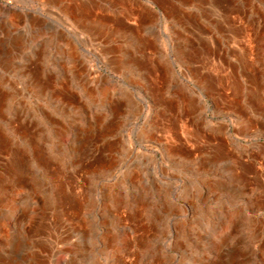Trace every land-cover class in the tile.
Segmentation results:
<instances>
[{
  "label": "rangeland",
  "instance_id": "obj_1",
  "mask_svg": "<svg viewBox=\"0 0 264 264\" xmlns=\"http://www.w3.org/2000/svg\"><path fill=\"white\" fill-rule=\"evenodd\" d=\"M118 1L0 0V264H264V0Z\"/></svg>",
  "mask_w": 264,
  "mask_h": 264
},
{
  "label": "bare ground",
  "instance_id": "obj_2",
  "mask_svg": "<svg viewBox=\"0 0 264 264\" xmlns=\"http://www.w3.org/2000/svg\"><path fill=\"white\" fill-rule=\"evenodd\" d=\"M118 1V0H117ZM124 2H125V0H124ZM118 3H119V1H118ZM126 3V2H125ZM207 4V3H206ZM134 6V5H133ZM171 6V5H170ZM128 8V7H127ZM138 9V8H137ZM169 9H171V7H169ZM211 9V8H210ZM171 10H174V9H171ZM223 10V9H222ZM141 11V10H140ZM170 12V11H169ZM178 12V11H177ZM176 12V13H177ZM171 13V12H170ZM174 13H175V11H174ZM140 14V13H139ZM143 15V14H142ZM172 15V14H171ZM232 15V14H231ZM97 16V15H96ZM145 16H146V14H145ZM148 16V15H147ZM176 16V15H175ZM174 16V17H175ZM126 17V16H125ZM141 17V16H140ZM191 17H193V16H191ZM142 18V17H141ZM148 18V17H147ZM228 18V17H227ZM133 19V18H132ZM149 19V18H148ZM142 20V19H141ZM144 20V19H143ZM145 20H146V24L147 23H149L148 21H150V19L149 20H147L146 18H145ZM144 23V24H145ZM140 24V23H139ZM142 24H143V22H142ZM79 25V24H78ZM141 25V24H140ZM184 25V24H183ZM141 27V26H140ZM100 31V30H99ZM131 31H133V30H131ZM136 32V31H135ZM134 32V33H135ZM137 33V32H136ZM98 34V33H97ZM134 35H136V34H134ZM139 40V39H138ZM146 40V39H145ZM144 40V41H145ZM67 41V40H66ZM69 41V40H68ZM140 42H141V40H140ZM146 42V41H145ZM145 42H143V43H145ZM82 43V45H86V43L87 42H85V41H82L81 42ZM147 43V42H146ZM143 45V44H142ZM147 45H150V44H147ZM152 45V44H151ZM145 46V45H144ZM205 46V45H204ZM112 47V46H111ZM149 47V46H148ZM143 48V47H142ZM145 49H147V48H145ZM152 49V48H151ZM139 50V49H138ZM153 50V49H152ZM151 51V50H150ZM139 52V51H138ZM141 53H142V51H141ZM134 55V54H133ZM142 55V54H141ZM140 55V56H141ZM144 56V55H143ZM74 57V56H73ZM145 59V58H144ZM129 62V61H128ZM148 63V62H147ZM157 63V62H156ZM146 64V63H145ZM75 66H77V65H75ZM86 67V66H85ZM78 68V67H77ZM80 68V67H79ZM150 68V67H149ZM210 68V67H209ZM65 69V68H64ZM81 69H84L85 70V68H82L81 67ZM82 71V70H81ZM151 71H153V70H151ZM154 72V71H153ZM84 73V72H83ZM218 73V72H217ZM82 75V74H81ZM219 75V74H218ZM88 77H89V75L88 76H86L85 77V80L87 81V79H88ZM226 77V76H225ZM43 78V77H42ZM232 78V77H231ZM41 79V78H40ZM210 79V78H209ZM96 80H97V82L98 83H104V79H102V78H100L99 77V79H97L96 78ZM46 81V80H45ZM48 83V82H47ZM221 83V82H220ZM39 84V83H38ZM65 84V83H64ZM164 84V83H163ZM213 85V84H212ZM44 86V85H43ZM46 86V85H45ZM35 87H36V85H35ZM47 87V86H46ZM108 87V86H107ZM52 88H53V86H52ZM104 88V90H105V87H103ZM89 89V88H88ZM100 89V88H99ZM91 91V90H90ZM215 91V90H214ZM106 95L108 94V91H107V93H105ZM6 98V94H4L3 93V90H0V106H1V104H3V103H1V101H4V99ZM69 98V97H68ZM73 98V97H72ZM76 98V97H75ZM3 99V100H2ZM76 100V99H75ZM229 100V99H228ZM72 101H74V99L72 100ZM71 101V102H72ZM164 101V100H163ZM73 103H75V102H73ZM227 107V106H226ZM239 113V112H238ZM45 114V113H44ZM47 116H48V114H46ZM46 116V117H47ZM48 118V117H47ZM248 118V117H247ZM51 120H53V119H51ZM189 120V119H188ZM52 123V122H51ZM55 123V122H54ZM59 124H61V123H59ZM62 125V124H61ZM60 125V126H61ZM32 127V126H31ZM64 127V126H63ZM63 129H65V128H63ZM165 129V128H164ZM38 130H40V129H38ZM62 130V129H61ZM166 130V129H165ZM96 131H97V129H96ZM76 132V131H75ZM164 132V131H163ZM25 133V132H24ZM31 133V132H30ZM33 133V132H32ZM31 133V134H32ZM170 134V133H169ZM56 135V134H55ZM31 136V135H30ZM33 137V136H32ZM197 145V144H196ZM102 158V157H101ZM19 171H12V174H6L4 177H1L0 178V193H1V191H2V188H3V186L7 183V182H11V181H17V180H19V179H22L23 177H24V172H19ZM21 181V180H20ZM18 183H19V181H18ZM72 207V206H71ZM74 217V216H73ZM75 218V217H74ZM36 247V246H35ZM40 247V246H39Z\"/></svg>",
  "mask_w": 264,
  "mask_h": 264
}]
</instances>
